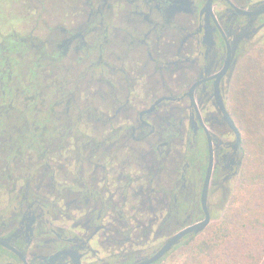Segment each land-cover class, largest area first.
I'll list each match as a JSON object with an SVG mask.
<instances>
[{
    "label": "flooded vegetation",
    "instance_id": "obj_1",
    "mask_svg": "<svg viewBox=\"0 0 264 264\" xmlns=\"http://www.w3.org/2000/svg\"><path fill=\"white\" fill-rule=\"evenodd\" d=\"M262 47L264 0H0V264H160L201 234L148 263L236 188Z\"/></svg>",
    "mask_w": 264,
    "mask_h": 264
},
{
    "label": "rangeland",
    "instance_id": "obj_2",
    "mask_svg": "<svg viewBox=\"0 0 264 264\" xmlns=\"http://www.w3.org/2000/svg\"><path fill=\"white\" fill-rule=\"evenodd\" d=\"M240 71L237 101L232 109L245 132L247 156L236 188L206 229L175 249L160 264H193L192 245L207 237L228 212L232 213L230 221L235 229L232 242L240 241L237 233L244 228H249L257 237L261 233L260 239H264V47L256 49L253 56L241 64ZM206 263L208 261L203 262Z\"/></svg>",
    "mask_w": 264,
    "mask_h": 264
},
{
    "label": "trees",
    "instance_id": "obj_3",
    "mask_svg": "<svg viewBox=\"0 0 264 264\" xmlns=\"http://www.w3.org/2000/svg\"><path fill=\"white\" fill-rule=\"evenodd\" d=\"M231 217L232 213L228 212L207 237L192 245L193 264H203L204 261H208L206 264H262L264 239H260L261 233L257 237L249 228H244L237 233L240 241L232 242L235 229Z\"/></svg>",
    "mask_w": 264,
    "mask_h": 264
},
{
    "label": "water",
    "instance_id": "obj_4",
    "mask_svg": "<svg viewBox=\"0 0 264 264\" xmlns=\"http://www.w3.org/2000/svg\"><path fill=\"white\" fill-rule=\"evenodd\" d=\"M226 117L229 119L230 121V124L232 126H234L236 132H237V137H238V140H240V132L238 131L237 127L235 126L234 122L232 121V119L230 118V116L226 115ZM211 173H212V162L210 164V167H209V171H208V176H207V184L209 183L210 181V177H211ZM205 197V195H204ZM211 222V215H210V212L207 211L206 213V217L204 220H202L201 222L199 223H196L188 228H186L185 230H183L182 232L178 233L177 235H175L174 237H172L168 243L156 254L154 255L149 261L148 263H152V262H155L157 260H159L160 258H162L166 252H168L169 250H171L174 245L178 244L180 239L187 233L189 232H195V233H200L202 232L203 230L206 229V227L210 224Z\"/></svg>",
    "mask_w": 264,
    "mask_h": 264
}]
</instances>
